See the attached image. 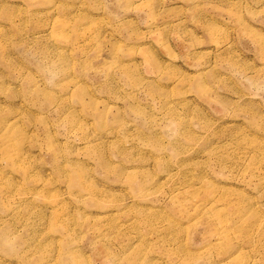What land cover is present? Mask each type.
<instances>
[{"label": "rangeland", "instance_id": "rangeland-1", "mask_svg": "<svg viewBox=\"0 0 264 264\" xmlns=\"http://www.w3.org/2000/svg\"><path fill=\"white\" fill-rule=\"evenodd\" d=\"M0 264H264V0H0Z\"/></svg>", "mask_w": 264, "mask_h": 264}]
</instances>
